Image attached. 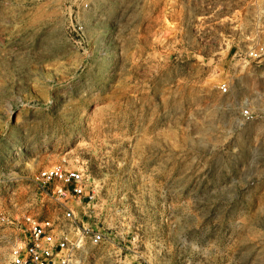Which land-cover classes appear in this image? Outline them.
Returning <instances> with one entry per match:
<instances>
[{
    "label": "rangeland",
    "instance_id": "rangeland-1",
    "mask_svg": "<svg viewBox=\"0 0 264 264\" xmlns=\"http://www.w3.org/2000/svg\"><path fill=\"white\" fill-rule=\"evenodd\" d=\"M82 1L0 0V264L63 205L105 235L76 264H264V0Z\"/></svg>",
    "mask_w": 264,
    "mask_h": 264
},
{
    "label": "built area",
    "instance_id": "built-area-1",
    "mask_svg": "<svg viewBox=\"0 0 264 264\" xmlns=\"http://www.w3.org/2000/svg\"><path fill=\"white\" fill-rule=\"evenodd\" d=\"M92 3L93 0H83V9L89 10ZM251 57L259 58L261 54L253 53ZM219 90L225 95L230 87L224 83ZM242 116L247 121L254 119L250 109L243 110ZM37 181L44 188L53 186L47 193L61 204L72 198L87 204L96 200L84 174L78 170L54 166L41 171ZM23 227V235L9 241V264H76L81 256L100 249L105 243L104 233L81 227L75 211L67 205H63V213L58 219L39 221L29 216L24 219Z\"/></svg>",
    "mask_w": 264,
    "mask_h": 264
}]
</instances>
